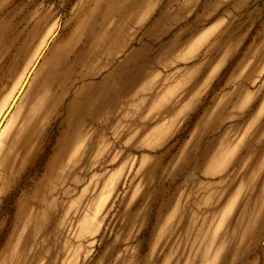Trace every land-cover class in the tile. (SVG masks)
I'll return each mask as SVG.
<instances>
[{"label":"rangeland","instance_id":"rangeland-1","mask_svg":"<svg viewBox=\"0 0 264 264\" xmlns=\"http://www.w3.org/2000/svg\"><path fill=\"white\" fill-rule=\"evenodd\" d=\"M4 113L0 264H264V0H0Z\"/></svg>","mask_w":264,"mask_h":264},{"label":"bare ground","instance_id":"bare-ground-1","mask_svg":"<svg viewBox=\"0 0 264 264\" xmlns=\"http://www.w3.org/2000/svg\"><path fill=\"white\" fill-rule=\"evenodd\" d=\"M37 62H39V59L37 60ZM37 62H36V64L34 65V67L32 68V71H33V69L35 68V66L37 65ZM32 71H30V73H29V75H28V78L30 77V74L32 73ZM28 78L26 77L25 80H26V79L28 80ZM25 80H24V81H25ZM23 84H24V82H23ZM23 84H22V86H23ZM22 86H21V87H22ZM21 87L19 88L18 92L21 90ZM18 92H17V93H18ZM14 98H15V97H14ZM14 98H13V100H14ZM13 100H12V101H13ZM11 105H12V102H11L10 105H8L7 110H8L10 107H14V104H13V106H11ZM7 110H6V111H7ZM4 115H5V113H4L3 116L1 117L0 122H1L2 118L4 117ZM7 115H8V114H7ZM4 120H5V118H4ZM4 120H2V121H4ZM2 124H3V122L0 123V129H1V127H2Z\"/></svg>","mask_w":264,"mask_h":264}]
</instances>
